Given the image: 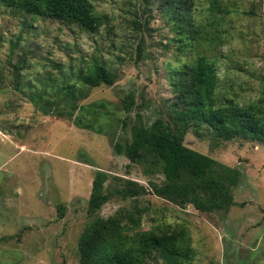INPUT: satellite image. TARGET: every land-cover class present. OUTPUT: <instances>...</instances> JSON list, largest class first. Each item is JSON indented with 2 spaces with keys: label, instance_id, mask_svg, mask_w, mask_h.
Here are the masks:
<instances>
[{
  "label": "rangeland",
  "instance_id": "obj_1",
  "mask_svg": "<svg viewBox=\"0 0 264 264\" xmlns=\"http://www.w3.org/2000/svg\"><path fill=\"white\" fill-rule=\"evenodd\" d=\"M92 3L110 19L97 32L0 3V264H81L80 237L96 217H117L129 237L175 236L188 252L185 264H264V138L183 121L173 86L177 72L205 56L217 75L215 108H262L264 0ZM176 7L191 13V25L178 24ZM94 63L112 72V84L82 82ZM129 93L135 103L126 112ZM70 103L81 106L72 117ZM77 116L97 127L104 122L106 131L79 126ZM140 116L163 118L177 133L187 126V146L240 169L235 204L202 212L154 194L150 182L164 181L161 167L114 149ZM99 170L108 173L111 197L92 214ZM130 179L147 192L124 197L117 190ZM159 256L147 264H167Z\"/></svg>",
  "mask_w": 264,
  "mask_h": 264
},
{
  "label": "trees",
  "instance_id": "obj_2",
  "mask_svg": "<svg viewBox=\"0 0 264 264\" xmlns=\"http://www.w3.org/2000/svg\"><path fill=\"white\" fill-rule=\"evenodd\" d=\"M0 3L28 14L78 24L89 32L99 31L110 20L106 14L95 10L92 0H0ZM176 8L175 12L179 14L178 24L191 25V13L188 10L181 12L178 7ZM80 78L83 83L90 86L114 82L112 72L99 63L89 66ZM216 82L214 65L205 56L199 57L191 65L187 64L177 72L176 81L173 83L177 94L174 106L176 111L178 105L186 111L180 118L186 122L189 119L204 122L221 134L234 130L239 134L249 133L256 139L264 138L262 116L264 106L259 108L254 105L249 107L232 105L215 108L213 90ZM66 89L67 95L73 93L69 86ZM75 95L76 93H73L72 96ZM134 103L133 94L129 93L124 100V110L130 112ZM69 106L70 117L81 107L75 103H70ZM98 106L105 107L106 103L100 102ZM46 108V114L54 111V105H48ZM57 111L60 115L64 113L60 109ZM94 111L96 114L97 110ZM140 117L141 119L132 125L131 137L115 141L114 149L117 154L125 155L131 162L151 160L161 167L165 179L160 183L150 182L154 194L171 197L181 205L193 204L202 212L227 209L235 204L233 188L242 179L243 173L240 169L187 146L183 134L187 126L183 128L182 133H177L163 118H156L149 123ZM97 121L98 127L94 122H86L78 116L76 119L79 126L104 133L105 123ZM107 180V172L97 171L88 206L92 214L111 197L105 189ZM117 191L124 197H135L146 193L147 187L130 179ZM79 249L81 264H147L150 258L155 254L159 256V253L167 264H185L188 256V252L177 245L173 235L155 236L149 233L133 237L124 235L121 221L117 217L94 218L81 234Z\"/></svg>",
  "mask_w": 264,
  "mask_h": 264
}]
</instances>
